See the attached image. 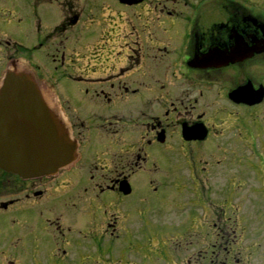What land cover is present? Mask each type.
<instances>
[{
  "label": "flooded vegetation",
  "instance_id": "flooded-vegetation-1",
  "mask_svg": "<svg viewBox=\"0 0 264 264\" xmlns=\"http://www.w3.org/2000/svg\"><path fill=\"white\" fill-rule=\"evenodd\" d=\"M31 16L43 36L21 40ZM52 49L93 77L55 94L78 158L0 168V215L34 225L0 256L111 264L133 223L152 263L264 264V0H0V86L21 61L47 84Z\"/></svg>",
  "mask_w": 264,
  "mask_h": 264
},
{
  "label": "water",
  "instance_id": "water-1",
  "mask_svg": "<svg viewBox=\"0 0 264 264\" xmlns=\"http://www.w3.org/2000/svg\"><path fill=\"white\" fill-rule=\"evenodd\" d=\"M78 145L44 102L33 76L8 72L0 86V168L23 179L70 166Z\"/></svg>",
  "mask_w": 264,
  "mask_h": 264
},
{
  "label": "rangeland",
  "instance_id": "rangeland-1",
  "mask_svg": "<svg viewBox=\"0 0 264 264\" xmlns=\"http://www.w3.org/2000/svg\"><path fill=\"white\" fill-rule=\"evenodd\" d=\"M23 17V16H22ZM46 19V17H45ZM33 34H36V37L43 36V34H39L35 30V26L33 25V17H30V23L28 19L23 18L21 28L16 31V35L24 41H28L32 38ZM51 56L49 59H45L48 63L47 65L42 63L41 68H43V76L47 77L50 81L46 84H39L38 87L44 93V96L47 98V102L50 105V109L54 112L55 116L58 120H60L66 130L70 133L69 124L63 117L61 109L59 108L60 100L58 94L63 100L65 96H70L75 100V97L80 94V91L84 92L89 89L91 90V85L87 82H81L78 79L82 77L83 79H92V76H88L86 72L81 71L86 68V63L83 59V52L70 51L71 49L65 50L66 53H57L52 49ZM84 50L85 48L81 49ZM45 56V55H43ZM29 62H32L34 59L29 55L23 56ZM43 58L42 56H40ZM39 57V58H40ZM58 68V69H57ZM19 69L25 70L29 72L32 76V69H29V64L25 61H21ZM92 69H90L91 71ZM67 74V76H66ZM65 75V76H64ZM71 76L67 78L68 76ZM76 79V80H75ZM36 81V79H35ZM37 83V81H36ZM38 84V83H37ZM60 103V104H59ZM71 136V134H70ZM72 138V137H71ZM78 158V156H77ZM9 217V213H2L0 215V241L4 239V237H8L14 233L22 234L29 239L31 237V232L33 231L34 225H24L18 224L15 227L9 225L7 219ZM127 230H120L122 227H118L117 232H120V238L115 240L116 243V256L113 259L111 264H163L162 262L152 263L150 258L146 259L143 257L144 254L140 253L136 244L144 240L142 237V232L140 231V227L130 223L125 225ZM39 230V229H38ZM137 230V231H136ZM42 234V232L39 230ZM139 232V233H137ZM21 255L18 257H2L0 256V264H10L9 261H13L14 264H44L46 260L49 264H65L63 260H55L53 258H41L36 257L35 255ZM69 264H73L76 262L77 258H69Z\"/></svg>",
  "mask_w": 264,
  "mask_h": 264
}]
</instances>
